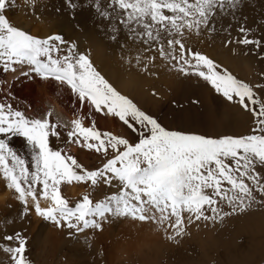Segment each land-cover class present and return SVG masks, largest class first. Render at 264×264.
Masks as SVG:
<instances>
[{
	"label": "snow or ice",
	"instance_id": "1",
	"mask_svg": "<svg viewBox=\"0 0 264 264\" xmlns=\"http://www.w3.org/2000/svg\"><path fill=\"white\" fill-rule=\"evenodd\" d=\"M24 2L36 15V0ZM64 2L70 11L78 7L77 0ZM244 3L87 0L84 4L107 22L108 39L122 50L129 44L137 46L134 57H121L130 67L150 72L158 54L169 71L203 82L250 118L246 134L208 136L166 128L122 94L88 52L60 34L39 37L14 26L6 15L11 0H0V72L54 81L73 97L71 127L62 133L67 125L52 122L51 110L34 118L14 107L11 85L5 90L2 85L7 82L0 80V183L22 206L20 219L34 212L56 228L66 229L69 237L102 231L105 223L115 220H130L154 225L165 240L178 244L189 235L190 226L223 223L254 205L264 206V72L259 73L260 81L246 82L187 43L193 34H215L218 16L235 22ZM222 31L229 36L225 47L235 44L244 49L243 55L264 60V39L254 36L246 23H240L236 37L231 36V24ZM232 51L237 54L235 48ZM150 52L154 54L145 55ZM97 115L118 120L132 136L101 131ZM14 138H22L30 159L11 146ZM53 138L59 144L55 149ZM70 145L96 154L100 165L85 167L68 151ZM73 185L86 191L70 201L63 195V186ZM101 186L114 191L93 200ZM0 252L7 264H31L27 237L21 231L5 232Z\"/></svg>",
	"mask_w": 264,
	"mask_h": 264
},
{
	"label": "rangeland",
	"instance_id": "2",
	"mask_svg": "<svg viewBox=\"0 0 264 264\" xmlns=\"http://www.w3.org/2000/svg\"><path fill=\"white\" fill-rule=\"evenodd\" d=\"M77 3V9L70 11L64 0H36L35 13L40 17L38 20L32 10L25 5L24 0H11L6 15L14 26L20 28L23 26L22 28L32 35L46 37L51 34H60L66 41L75 42L81 52L90 54L94 65L122 94L132 98L138 106L155 116L168 129L208 136L242 135L249 132L251 122L248 114L235 106L226 104L196 78L185 79L174 71H169L164 61L159 59L158 54L154 62L155 67H152L150 72L141 73L136 68L130 67L121 57L125 59L134 57L137 46L129 44L128 49L131 50H122L118 43L107 38V22H101L92 8L84 7L87 0H77ZM236 17V21L233 22L230 18L218 16L215 34L211 36L206 32L200 36L193 34L187 43L190 47L207 54L223 65L239 79L256 83L261 79L259 73L264 72V60H257L253 55H243L244 49L235 44L225 47L224 41L229 39V36L222 29L231 24V36L236 37L240 23H246L253 29L254 36L264 39V0H245L242 9L236 13ZM88 34L96 36L97 42L105 47L102 66H99L100 64L93 57L89 42L83 39ZM120 40H124L123 35L120 36ZM233 48L237 52L235 55ZM261 52H264V48ZM153 54L150 52L145 55ZM243 60L247 61L246 70L240 64ZM0 80L7 82L2 85L5 90L11 85V91L15 97L11 101L13 106L18 105L28 116L42 118L51 109L48 103L54 101L73 118L71 93L67 88L59 87L54 81H42L39 78L28 79L20 76L19 73L11 72L7 74L0 72ZM119 80L131 83L134 81L137 85L143 86L132 87L136 94L133 96L131 92L126 93L120 88ZM84 111L86 113L87 109ZM225 113L228 115L226 116ZM223 117L229 118L219 123L218 119L221 122ZM50 119L54 123L59 121L53 114ZM111 122L115 123L117 128L108 126ZM88 123L89 121L85 120V124ZM96 124L101 131L132 136L118 120L97 115ZM68 129L69 127L62 128L61 132L64 133ZM63 138L66 139V136ZM11 143L13 148L16 145L18 149H14L18 153L26 154V158L30 159L22 138H14ZM51 146L54 149L59 146L55 138L51 140ZM74 156L90 169L98 167L101 163L99 156L86 150L77 149ZM85 191V187L82 186L80 194L83 195ZM112 191L114 189L101 186L95 190L93 196L96 197L93 200ZM16 212L17 217L20 218L21 210L18 208ZM0 219L5 221V224H0V237L6 232L4 225H8L11 230L10 234L19 231L22 225L27 227L28 225L25 224L33 221V218L28 215L18 222L16 214L1 216ZM9 220L13 222L8 223ZM46 225L47 222L41 220L34 232L31 227L26 232L21 231L27 237V256L31 264H84L85 262L87 264H109V257L112 254L114 257L118 252L114 253L112 248L106 252L95 249L96 240L111 239L119 235L122 237L121 243L126 244L131 242L132 238L123 237L121 232L123 231L126 235L133 233L128 234L125 231L127 226H132L133 231L141 225L140 229L145 226L147 231L155 227L148 223L141 224L121 219L105 223L106 231L104 229L102 231L91 230L94 233L92 239L84 236L82 241H77V236L69 237L67 232L53 260L47 262L46 256H43L39 262H35L34 254L37 252L32 251V243L41 238ZM151 241L152 246L130 259L129 264H264V206L254 205L243 214L226 217L223 223L205 226L201 222L198 227L190 226L189 235H186L178 244L168 242L160 232H157V236H152ZM114 263L128 264L126 259H120ZM0 264H7V257L3 252H0Z\"/></svg>",
	"mask_w": 264,
	"mask_h": 264
},
{
	"label": "bare ground",
	"instance_id": "3",
	"mask_svg": "<svg viewBox=\"0 0 264 264\" xmlns=\"http://www.w3.org/2000/svg\"><path fill=\"white\" fill-rule=\"evenodd\" d=\"M19 4H20V2H19ZM78 37H80V36H78ZM83 39L89 42L92 55H94L93 57L95 58L96 62L98 64H100L99 66H102V63L104 62L103 58L105 56V54H104L105 47L97 42L98 38L96 36H92L91 34L85 35L83 37ZM246 62H247L246 60H243L240 63L245 70H246ZM239 70H240V68H239ZM119 81H120V88L126 93L131 92L133 94V96H136V94H135L134 90H132L133 89L132 87H142L143 86V85L142 86L137 85L134 81H133V83H131L129 81H123V80H119ZM207 97H208V95H207ZM209 97H211V96L209 95ZM48 106L51 108L50 110L52 111L53 116L56 119L61 121L63 124L67 125V127H69V128L71 127V125H70V120L72 119L71 116L68 115L56 102L50 101L48 103ZM225 115L227 116L228 114L225 113ZM226 118L228 119L229 117L221 118V122L218 119L219 123H222V120L226 119ZM219 123H218V125H219ZM114 124L115 123L111 122V123H109L108 126H111V128L112 127L117 128ZM11 146L13 147L12 143H11ZM14 148L18 149L16 147V145L14 146ZM77 149L78 148L75 145H70L68 148V151L72 155H75L77 152ZM81 158L83 159L82 156H81ZM81 188H82V186H80V185L79 186L78 185L63 186V195L66 198H68L70 201H75V200H77V198H80ZM95 197L96 196H93L92 198H95ZM7 205H11V207H8ZM41 206H46L44 201H41ZM18 208L22 211V206L11 197L9 192L4 190L3 184H0V217L1 216L6 217L7 215L9 216V214H16V220H18V222H19L20 218L17 217V212H16V209H18ZM10 212H13V213H10ZM29 217L33 218V221H31L29 223L27 222L25 224V225H28L27 227H25L24 225L20 226L19 231L26 232L28 230V228L31 227L32 231L34 232L39 227V222L42 219L37 217L34 213H30ZM0 224H5V221H3V219H0ZM4 226H5L4 230L7 233H9L11 230L8 227V225H4ZM106 227L107 226H105L103 228L104 231H106ZM140 228H142V225L138 226L133 231L132 226H127L125 228V231L128 234H131L133 232L131 235H126L123 231L121 232L123 237L132 238L131 242H128L126 244H122L121 243L122 237L118 235V236H115L111 239L96 240L95 249H101V250H103V252H106L112 248L114 253L118 252L117 255H115L114 257H113V254L109 257V261H110L109 264H115L114 262H117L120 259H126V263L129 264L130 259L135 257L139 252H142V251L148 249L149 247H151L152 246V241H151L152 236H157V231H154V230L147 231L145 226H143V229H140ZM90 231L91 230H87L86 233L77 235V237H78L77 241H82L84 236L87 239H92L91 237L94 233L92 231L91 232ZM66 233H67L66 229H64V230L58 229L54 225H52L51 223L47 222V225L42 232L41 238L38 241L32 243V251L37 252L36 254H34V261L39 262L43 256H46L47 262L50 260H53V258L56 256V254H58L57 252L59 251L60 246L64 241V236ZM96 235H97V233H96ZM29 236H30V234H29ZM93 243H94V241H93ZM84 264H87V263L85 262Z\"/></svg>",
	"mask_w": 264,
	"mask_h": 264
}]
</instances>
